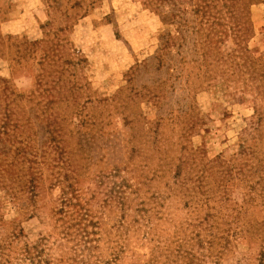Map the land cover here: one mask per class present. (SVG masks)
Segmentation results:
<instances>
[{
	"label": "rangeland",
	"instance_id": "obj_1",
	"mask_svg": "<svg viewBox=\"0 0 264 264\" xmlns=\"http://www.w3.org/2000/svg\"><path fill=\"white\" fill-rule=\"evenodd\" d=\"M0 264H264V0H0Z\"/></svg>",
	"mask_w": 264,
	"mask_h": 264
}]
</instances>
